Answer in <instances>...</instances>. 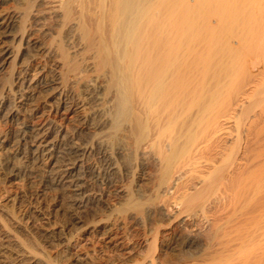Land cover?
Here are the masks:
<instances>
[{
    "label": "bare ground",
    "instance_id": "bare-ground-1",
    "mask_svg": "<svg viewBox=\"0 0 264 264\" xmlns=\"http://www.w3.org/2000/svg\"><path fill=\"white\" fill-rule=\"evenodd\" d=\"M210 1L0 0V264H85L77 237L120 246L122 221L203 182L225 81L197 60L211 33L189 49ZM255 50L264 96V36Z\"/></svg>",
    "mask_w": 264,
    "mask_h": 264
},
{
    "label": "rangeland",
    "instance_id": "rangeland-1",
    "mask_svg": "<svg viewBox=\"0 0 264 264\" xmlns=\"http://www.w3.org/2000/svg\"><path fill=\"white\" fill-rule=\"evenodd\" d=\"M203 8L194 16L201 30L193 27L192 36L199 37L189 50L197 48L202 31L211 33L212 45L202 54L207 57L197 60L208 58L209 71L225 81L213 110L224 119L222 135L209 136L204 180L193 175L181 202L176 194L161 199L163 212L145 214L140 227L122 221L114 233L120 246L96 235L77 237L71 252L84 254L85 264H264V96L254 93L251 77L264 11L248 0H211ZM205 19L216 26L209 29Z\"/></svg>",
    "mask_w": 264,
    "mask_h": 264
}]
</instances>
